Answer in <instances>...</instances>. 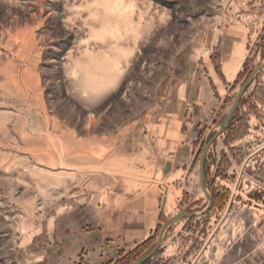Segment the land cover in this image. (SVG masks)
Returning <instances> with one entry per match:
<instances>
[{"label": "rangeland", "instance_id": "1", "mask_svg": "<svg viewBox=\"0 0 264 264\" xmlns=\"http://www.w3.org/2000/svg\"><path fill=\"white\" fill-rule=\"evenodd\" d=\"M263 62L264 0H0V264H48L55 227L142 194L166 221L202 212L203 145ZM186 66L217 100L197 122L176 116ZM180 146L190 168L161 175ZM205 178L210 212L170 226L145 264H264V69ZM162 226L115 264L147 253Z\"/></svg>", "mask_w": 264, "mask_h": 264}, {"label": "crops", "instance_id": "2", "mask_svg": "<svg viewBox=\"0 0 264 264\" xmlns=\"http://www.w3.org/2000/svg\"><path fill=\"white\" fill-rule=\"evenodd\" d=\"M244 61L240 44L233 49L223 66V73L232 82ZM196 71L186 66L181 75L185 101L177 105V114L201 117L215 101L214 93L197 82ZM217 101V100H216ZM192 122H197L194 115ZM191 148L180 146L168 156L161 175H174L188 170L193 161ZM157 196L142 194L109 206L101 205L88 214L84 223L61 224L53 229L48 264H115L121 258L152 240L160 226L166 222ZM87 220V221H86ZM174 226L176 223L173 224ZM122 255V256H120Z\"/></svg>", "mask_w": 264, "mask_h": 264}, {"label": "water", "instance_id": "3", "mask_svg": "<svg viewBox=\"0 0 264 264\" xmlns=\"http://www.w3.org/2000/svg\"><path fill=\"white\" fill-rule=\"evenodd\" d=\"M264 69V62L257 66L250 74L248 79L245 81V83L239 88L238 92L236 93V96L234 98V101L232 103V106L230 110L228 111L227 115L224 117L222 122L219 125V132L216 133L210 140H208L202 148V153L200 156V160L198 163V179L199 184L202 192L206 195L208 198V205L207 207L200 213H180L173 217H171L169 220H167L164 225L161 227L158 238L156 240L155 245L142 257H140L137 261H135L133 264H145L148 260H150L157 251L161 248L163 243V238L170 226H172L174 223H176L179 220L182 219H196L200 217L206 216L213 205V197L209 194L207 191V184H206V178H205V160L207 156L208 149L213 144V142L225 131V129L228 127L230 120L232 119L234 113L236 112L237 108L239 107L240 101L242 97L244 96L246 90L251 86V84L254 82L257 74Z\"/></svg>", "mask_w": 264, "mask_h": 264}]
</instances>
